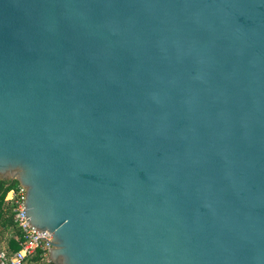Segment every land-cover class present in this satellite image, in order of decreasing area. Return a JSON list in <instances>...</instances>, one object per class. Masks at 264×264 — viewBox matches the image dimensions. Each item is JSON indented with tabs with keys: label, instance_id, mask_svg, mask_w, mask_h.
I'll use <instances>...</instances> for the list:
<instances>
[{
	"label": "water",
	"instance_id": "water-1",
	"mask_svg": "<svg viewBox=\"0 0 264 264\" xmlns=\"http://www.w3.org/2000/svg\"><path fill=\"white\" fill-rule=\"evenodd\" d=\"M0 179L52 264H264V0H0Z\"/></svg>",
	"mask_w": 264,
	"mask_h": 264
},
{
	"label": "built area",
	"instance_id": "built-area-1",
	"mask_svg": "<svg viewBox=\"0 0 264 264\" xmlns=\"http://www.w3.org/2000/svg\"><path fill=\"white\" fill-rule=\"evenodd\" d=\"M5 201L12 205L13 223L7 228L0 224V264H52L49 248L53 236L29 225L24 211L25 188L19 183L13 186Z\"/></svg>",
	"mask_w": 264,
	"mask_h": 264
},
{
	"label": "trees",
	"instance_id": "trees-1",
	"mask_svg": "<svg viewBox=\"0 0 264 264\" xmlns=\"http://www.w3.org/2000/svg\"><path fill=\"white\" fill-rule=\"evenodd\" d=\"M17 184L16 180L0 179V224L5 228L13 223L12 205L5 201V196L9 189ZM13 246L18 247V244L13 242Z\"/></svg>",
	"mask_w": 264,
	"mask_h": 264
}]
</instances>
